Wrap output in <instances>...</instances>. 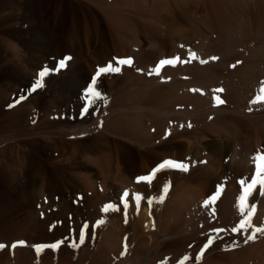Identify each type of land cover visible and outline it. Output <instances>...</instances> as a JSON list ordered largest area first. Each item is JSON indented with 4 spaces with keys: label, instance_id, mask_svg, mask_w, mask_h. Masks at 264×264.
Here are the masks:
<instances>
[{
    "label": "rangeland",
    "instance_id": "374dc122",
    "mask_svg": "<svg viewBox=\"0 0 264 264\" xmlns=\"http://www.w3.org/2000/svg\"><path fill=\"white\" fill-rule=\"evenodd\" d=\"M156 1L0 0V193L3 194L0 197V202L4 203L0 205V218H8L0 224V245L5 246L0 248V264H48V262L49 264L50 262L51 264H61L63 261L67 264H113L118 261L117 264H125L130 259H132L130 264H203L202 262L207 257L208 260L206 259L204 264H207L206 262L212 257L218 258L220 263L224 259V262L227 260L229 264H263L264 232H257L261 235L255 236V241L252 239L249 244L247 243L252 248H258L257 250L255 248L249 250L241 244L235 247L232 244V247L229 246L225 249L223 246L224 242L234 240L235 243L240 239L244 240L252 228L264 229V208L263 211L258 212L257 207L254 206L257 187L245 201L244 206L241 205L240 197L244 195L247 184L251 183L248 181L251 177L250 172H240L236 166L241 160V155L235 156L227 144L219 147L224 153L217 160L220 162L218 164L222 165V167L220 166L221 172H219L222 173L221 176L211 171L207 173L208 168L214 169L218 166L209 164L211 161L209 155H214L217 148H211L208 137L202 142L203 145L207 146L208 144L209 148L206 147L207 149L202 151V159L197 161L196 166H191V162H188L190 161L189 156H187L189 155L188 146L183 135L172 140L175 142L180 139L179 142L182 143L181 145L178 143V146H174L175 148L173 147L172 150L159 147L162 142L161 136L158 135L161 123L155 119L149 120L143 117L141 124L134 121L132 122L135 123L134 126L132 123L128 124L129 126L127 125L125 130L118 131L120 134L115 129L116 120L118 121V117L124 112L121 104L124 103V109L135 111L142 116L146 106L156 107L158 101L154 100L153 96L155 91L162 89L163 85L175 86L178 85V81L193 80L195 77L192 75V78V76H188V72H184V74L177 75L179 77L176 76L175 79L174 75L167 76L169 79L165 78L162 70L170 64L160 68L159 75L155 74L154 69L157 68L162 57H168L166 60H170L171 56H175V46L169 39H160L157 35H151L142 29H139L137 33V41L132 35L131 28L135 24L141 25L146 20L158 19L160 0ZM141 6L144 7L141 8ZM146 8L149 12L145 13ZM152 9H157L158 12ZM163 16V20L160 19L164 25H167L170 20L176 24L181 22L175 15L169 17L164 13ZM160 27L162 28V26ZM261 34L264 39V32ZM212 44L216 45L214 50L209 47ZM222 44L223 42L220 40L212 39L211 44L200 51H193L194 44L191 46L182 44L181 49H184L185 56L188 55L191 59L189 67L197 70L206 67L210 60H214L213 62L221 60L224 56ZM224 45L226 44L224 43ZM251 45L254 44L251 43L248 48L233 51L230 57L241 56L239 58L241 63H237L238 66L243 65L242 63L251 57L252 50L256 48V45H254L255 48ZM257 46L259 47V44ZM161 51L164 53H157ZM137 54L144 57L139 56L138 59ZM145 56H153L155 62L152 60L153 63L151 62L150 66H144L143 60L147 58ZM176 56H184V54H176ZM66 57H71V59L67 61L63 69L59 68L60 61ZM213 57L218 59H212ZM125 58H131V66L117 63V60ZM110 63L120 70L101 74L96 79V91L100 93L99 98L88 95L87 89L92 84L93 78L96 77L98 68L105 67ZM191 64H194L195 67L190 66ZM45 69L48 70V73L41 78L39 74ZM232 69L230 66L228 72L226 71L227 74L234 70ZM196 75V77L198 75L203 77V74L197 72ZM263 78L260 81L264 82ZM40 80H42L43 86L35 88L37 81ZM127 84H129L128 87ZM206 84L195 85L190 89L178 86L177 90L180 92H177L180 95L184 93L199 95V97H203L202 99L206 98L207 100L208 105L205 104L207 107L203 106L204 103L199 106L191 104L193 107L189 105V109L191 107L193 109L190 111L202 113L211 109L227 107L230 108L229 110L240 113L246 110L247 112H245L250 116L258 113L263 115L264 109L262 108L260 111H257L258 108L250 110L245 106L236 109L232 104L233 101L228 104L229 100L224 96L228 95L226 92L232 94L231 90L237 88L242 90V87H237L236 83L225 82L221 86ZM208 85L210 86L208 87ZM219 89H223V91L218 92ZM219 96V100L224 103L218 102ZM131 97L132 99H130ZM214 105L217 108H213ZM181 108L184 109V106ZM207 117L210 119L211 116ZM240 117L242 118V116ZM248 118L243 117V122L252 123L253 121ZM190 120L186 121V125L189 127L192 124V118ZM170 121L173 125L172 120ZM198 124V129L201 125L203 127L202 123L198 122ZM108 128H111L112 131ZM251 132L250 128L243 131V134L252 136ZM147 134H150L147 139L148 146H143L142 139ZM238 149L240 151L241 147ZM19 155L21 158L18 157V159ZM234 156L235 161L231 164ZM24 158L27 160L25 161ZM168 160L183 163L187 166L188 171L166 167L157 172L153 179L151 176L153 170ZM19 161L24 162L25 165L21 166ZM222 161L223 164H221ZM139 177L148 179L138 180ZM183 181L188 185L198 186L203 193L198 202L189 205L187 210L180 213L181 218H176V209L173 207L170 209V207L178 199L171 203L170 194L173 190L175 193L178 192L179 198L182 194L184 196L185 193H182L184 190H181L180 187V183ZM243 181H247V184L242 183ZM165 189H167L166 194ZM228 191L235 194L233 206L229 204L230 201H226ZM137 197L140 199L137 200ZM212 197L215 199L213 200ZM161 198H163L162 203L159 202ZM205 201H210L208 206H205ZM167 202L168 204L165 205ZM253 206L254 214L249 210ZM232 207H235V217L232 215L235 212L232 214L230 212ZM166 210L170 213L168 214ZM259 214L262 217H259L261 221H259L260 224H257ZM225 218L228 220L226 219V221ZM175 224L181 226L183 232L179 236L183 238V242L178 240L181 237H175L178 235L173 231ZM109 230H112L114 239L109 235ZM194 230L197 233L193 232ZM166 232L168 233L166 234ZM81 233H83L82 242L80 240ZM171 234L174 235V238ZM138 235H140L139 238ZM165 236H169V238L165 239ZM57 237L58 239H56ZM132 237L137 238V242ZM23 238L24 240H22ZM197 239L199 240L197 241ZM106 240L109 241L105 242ZM123 240L125 241L123 242ZM16 242L24 243L17 244ZM219 243L222 244L219 245ZM52 244H58L59 247H43L37 250L38 246ZM119 247L121 248L119 249ZM243 248L248 249H245L247 250L246 254ZM49 249L54 250L52 252ZM180 249L183 250L181 254ZM234 249L239 252V254L236 252L235 256L232 255L235 258L232 256L227 259L223 257V253L225 255V253H231L232 250L234 253ZM54 251L57 253L55 254ZM162 251H166L167 254L166 252L163 254ZM6 252L8 253L6 254ZM159 253L163 254L162 258ZM247 253L252 254L248 255ZM219 254L220 256H218ZM62 256L65 260L62 259ZM121 257L123 262H120L122 261ZM237 258L242 260L235 262ZM224 262L221 264H228Z\"/></svg>",
    "mask_w": 264,
    "mask_h": 264
},
{
    "label": "bare ground",
    "instance_id": "6f19581e",
    "mask_svg": "<svg viewBox=\"0 0 264 264\" xmlns=\"http://www.w3.org/2000/svg\"><path fill=\"white\" fill-rule=\"evenodd\" d=\"M156 1V0H155ZM158 1V0H157ZM156 1V2H157ZM145 2V1H143ZM147 2V1H146ZM148 3V2H147ZM154 3V1H153ZM155 4V3H154ZM158 4V3H157ZM136 6V5H135ZM157 6V5H156ZM144 6H141V8H143ZM155 7V6H154ZM160 7V8H159ZM159 7L158 9H160L159 14H158V19H153V20H146L144 22H142V24H135L133 26V28H131L132 30V35L134 36L135 40L138 39L137 37V33L139 32V29L145 31L146 33H151V35H157V37H159L160 39H169L171 43H173V45L175 46V56H171L170 60H176L177 62L175 64H170V66L165 67L162 71H163V76H165V78H168L167 76H171L174 75V79L179 77L177 75L179 74H184V72H188V76H195L193 80H188V81H178V83L174 80L175 83H177L178 85L175 86H169V85H163L162 89H158L157 91H155L153 99L157 100V104L156 107H149L146 106L143 109V114L138 115L137 112L135 111H131L128 110L126 107V109H124V103L121 104L122 105V110L125 112H123V114L121 116L118 117V121L116 120V125H115V129L120 132H122L123 130H125V127L128 124H131L134 121H137L138 124H141V120L144 118L146 119H155L158 122L161 123V130L160 133H158V135L161 136L162 138V142L159 145L160 148H164V149H173L174 146H178V143H180V139L179 141H175L173 142L172 140H175V138L177 136H182L185 138L184 141L188 146V154L187 156H189V163L191 162V166L195 165L198 160L202 159V151H204L205 149L209 148L208 144L203 145V140L205 138L208 139L209 142H211L210 146L211 148H215L216 149V153L214 155H209V164H212L213 166H217L214 169H209L208 171L213 172L214 174H219L221 175V167L222 165L218 164L220 163L219 161H217L218 159H220V156L223 155V151H221V149H219V147L227 144L231 147V151L234 152V155H241V160L240 162L236 165L237 168L239 169L240 172H244V171H249L251 174L250 180H248L249 182L252 183L254 174L256 172V161L253 159L252 161V157L253 155L256 153V155H254V157H256L257 155L260 154H264V113L263 115H261L260 113L254 115V116H250V114L248 115L245 111H242V113L240 112H236L233 110H229L227 107H220L217 108L215 105V107L213 108H217V109H211L208 110L206 112H202V113H198V112H194V111H190L191 109H193V106H199L200 104L203 106L205 104H207V100L206 98L202 99L201 97H199V95H192V94H178L177 89H179V87H185V88H189L192 86H201L202 84H210V85H219L221 86L222 84H224L225 82L227 83H236L237 87H242L241 88H235L236 90H231L233 91L232 94L228 93L225 94L224 96L226 97L228 101V104L233 101V105L236 107V109L240 108L241 106H245V108L248 107V109L253 110V109H257V111H260V108L264 109V102H253L256 100L255 96L257 94H260V89L261 87H264V82L260 81L261 78H263L264 76V39H262V34L264 32V0H160L159 2ZM148 8H146L145 10H147ZM151 10V8H149ZM153 10V9H152ZM144 11V9H143ZM153 11H157V9L153 10ZM149 12L148 10L145 11ZM158 12V11H157ZM155 13V12H154ZM167 14L169 15V17L172 16H176L178 20H180V24H176L173 20H170V22H168L167 25H164L163 23V14ZM144 14V13H142ZM162 16V17H161ZM193 16H195L194 18H192ZM162 18V20L160 19ZM135 23V22H134ZM162 26V28L160 27ZM141 27V28H140ZM263 31V32H262ZM136 33V34H135ZM264 35V34H263ZM243 38H244V42H243ZM212 39L215 40H220V42H223L222 46H224L223 49V54L224 56L221 58L220 61L218 62H213V61H208L209 64L205 67H203V69H195L192 67H189V64L191 62V59L188 55L185 56V50L181 49V45L185 44L186 46H191V44H194V48L193 51H200L205 49L206 47L209 46V44H211ZM176 40V41H175ZM242 40V41H241ZM261 40V41H260ZM137 41V40H136ZM217 42V41H216ZM215 44V42H213ZM224 43L226 45H224ZM253 43L254 45H256V48L253 46L255 49L252 50L251 53V57H249L248 59H246L245 63H242L243 65H239L237 64V60L239 61L240 57L238 56L237 58H232L230 57L233 54L234 50H239V49H243V48H248V46ZM166 46V43H164ZM214 44L210 45L209 47L214 50L216 45L214 46ZM230 44V46H229ZM257 44H259V47L257 46ZM136 45V44H135ZM185 46V47H186ZM219 46H221L219 44ZM193 47V46H192ZM218 47V46H217ZM219 48V47H218ZM235 48V49H234ZM190 49V48H189ZM195 49V50H194ZM208 49V48H207ZM210 49V50H211ZM217 49V48H216ZM191 50V49H190ZM220 51V50H219ZM190 52V51H189ZM144 53V52H143ZM155 53V52H154ZM158 54H162L164 53V51L161 52H157ZM156 53V54H157ZM184 54V56H176L180 55V54ZM200 53V52H199ZM204 53V52H203ZM222 53V52H221ZM141 54V53H140ZM140 54H137L138 56H136L137 58L140 57H144L141 56ZM187 54V53H186ZM189 54V53H188ZM198 54V53H197ZM212 54V53H211ZM154 55V54H153ZM205 55V54H204ZM191 56V55H190ZM80 57V56H79ZM147 57L146 60L144 58V66H150V63L152 62V60H154L153 56H145ZM165 57V56H164ZM162 57L161 60H166L168 57ZM199 57V56H198ZM206 57V56H205ZM217 57V56H216ZM235 57V56H234ZM178 58V60H177ZM243 58V57H242ZM139 59V58H138ZM203 59V58H202ZM245 59V57H244ZM159 60V59H158ZM196 60V59H194ZM140 61V60H139ZM155 62V60H154ZM157 62V61H156ZM160 62V61H159ZM193 62V59H192ZM136 63H138L136 61ZM153 63V62H152ZM199 63V62H198ZM79 64V63H78ZM197 64V62H196ZM202 64V62H201ZM137 65V64H136ZM140 65V64H138ZM232 65H235V67H232ZM75 66V65H74ZM190 66H194V64L190 65ZM200 66V65H199ZM198 66V67H199ZM230 66L234 69H232L233 71H230L227 74V70L228 68H230ZM79 67V66H78ZM142 67V66H141ZM195 67V66H194ZM197 67V66H196ZM197 67V68H198ZM192 68V69H191ZM79 69V68H78ZM70 70V69H69ZM83 70V69H82ZM196 70V71H194ZM74 71V70H73ZM85 71V70H84ZM83 71V72H84ZM227 71V72H226ZM196 72L198 74H203V77H199L200 75H198V77H196ZM79 73H82V71H79ZM85 73V72H84ZM72 74V72H71ZM132 76V75H131ZM177 76V77H176ZM192 76V78H193ZM79 77V76H78ZM172 77V76H171ZM75 78V77H74ZM146 78V77H145ZM191 78V77H190ZM198 78H201L200 80ZM124 79V78H123ZM139 79V78H138ZM144 79V78H143ZM161 79V78H160ZM164 79V78H163ZM162 79V80H163ZM169 79V78H168ZM264 79V78H263ZM77 80V79H76ZM154 80V79H153ZM179 80V79H178ZM182 80V78H181ZM186 80V79H185ZM75 81V80H74ZM83 81V80H82ZM130 81V79H129ZM132 81V80H131ZM151 81V80H150ZM149 81V82H150ZM156 81V80H155ZM165 81V80H163ZM125 82V81H124ZM147 82V81H146ZM112 83V82H111ZM72 84V83H71ZM70 84V85H71ZM80 84V83H79ZM126 84V83H125ZM78 85V84H77ZM129 84H127L128 87ZM131 85V84H130ZM145 85V84H144ZM155 85V84H154ZM180 85V86H179ZM207 85V84H206ZM208 85V87L210 86ZM66 86V85H65ZM68 86V85H67ZM117 86V85H116ZM136 86V85H135ZM179 86V87H178ZM218 86V87H219ZM230 86V85H229ZM233 86V85H232ZM119 87V86H118ZM117 87V88H118ZM215 87V86H214ZM235 87V86H234ZM123 88V87H122ZM204 88V87H203ZM211 88V87H210ZM230 88V87H229ZM128 89V88H127ZM192 89V88H191ZM212 89V88H211ZM234 89V88H233ZM72 90V89H71ZM124 90V89H123ZM227 90V89H226ZM132 91V90H131ZM140 91V90H139ZM178 91V92H177ZM197 91V89H196ZM217 91V90H216ZM73 92V91H72ZM127 92V91H126ZM187 92V91H186ZM219 92V91H218ZM66 93V92H65ZM138 93V92H137ZM189 93V92H188ZM214 93V91H213ZM225 93V92H224ZM150 94V93H149ZM201 94V93H199ZM203 94V93H202ZM209 94V93H207ZM212 94V93H211ZM215 94V93H214ZM217 94V93H216ZM219 94V93H218ZM132 95V94H131ZM142 95H145L142 93ZM141 95V96H142ZM184 95V96H183ZM121 96V95H120ZM178 96V98H177ZM201 96V95H200ZM218 96V95H217ZM221 96V95H220ZM220 96L218 98H220ZM130 97V95H129ZM128 97V98H129ZM133 97V96H132ZM132 97L130 99H132ZM152 97V95H151ZM67 98V97H66ZM127 98V99H128ZM141 98V97H140ZM217 98V97H216ZM222 98V97H221ZM121 99V98H120ZM243 100V101H242ZM145 101V99H144ZM147 101V100H146ZM150 101V99H149ZM124 102V101H123ZM143 102V101H142ZM141 102V103H142ZM151 102V101H150ZM212 102V101H211ZM129 103V101H128ZM146 103V102H145ZM155 103V102H154ZM209 103V102H208ZM193 106H192V105ZM189 105H191V109H189ZM208 105V104H207ZM212 105V104H211ZM231 105V104H230ZM184 106V109H182L181 107ZM206 106V105H205ZM129 107V106H128ZM207 107V106H206ZM205 107V108H206ZM234 107V108H235ZM117 108V107H116ZM204 108V107H203ZM120 109V107H119ZM135 109V108H134ZM199 109V108H198ZM197 109V110H198ZM201 109V108H200ZM208 109V108H207ZM105 110V109H104ZM133 110V109H132ZM206 110V109H205ZM242 110V109H241ZM22 111V110H21ZM118 111V110H117ZM121 111V109H120ZM199 111V110H198ZM140 112V111H139ZM252 113V112H251ZM118 115V114H117ZM116 115V116H117ZM207 116H211L209 117L210 119H208ZM249 117L250 120H252V123H245V121L243 122L242 118L240 117ZM240 117V118H239ZM192 118V124L189 126H187V120L189 119V121H191L190 119ZM248 118V119H249ZM101 120V119H100ZM114 120V119H113ZM173 122V125H171V121ZM198 120V121H197ZM99 121V119H98ZM115 121V120H114ZM249 121V120H247ZM202 123L203 127L201 125L200 129H198L197 124ZM113 123V122H112ZM111 123V124H112ZM96 124V121H95ZM135 123H132V125L134 126ZM131 125V126H132ZM199 125V124H198ZM107 126V125H106ZM105 126V127H106ZM112 126V125H111ZM129 126V125H128ZM132 126V127H133ZM140 126V125H139ZM114 127V126H113ZM131 127V128H132ZM136 127V125H135ZM138 127V126H137ZM149 127V126H148ZM7 128V127H6ZM252 129V136H246L245 134H243V131H247L248 129ZM111 128H108V130ZM114 129V130H115ZM130 129V128H129ZM147 129V128H145ZM156 129V128H154ZM3 130V129H2ZM105 130V128H104ZM144 130V129H142ZM149 130V129H147ZM146 130V131H147ZM72 131V129H71ZM145 131V130H144ZM143 131V132H144ZM1 132V131H0ZM106 132V130H105ZM116 132V131H115ZM130 132H132L130 130ZM142 132V131H141ZM4 133V132H3ZM72 133V132H71ZM70 133V134H71ZM108 133V131H107ZM114 133V132H113ZM125 133V132H124ZM133 133V132H132ZM5 134V133H4ZM116 134V133H114ZM118 134H120L118 132ZM131 134V133H130ZM105 135V134H104ZM127 135V134H126ZM101 136V135H100ZM117 136V135H116ZM144 136V135H143ZM122 137V136H121ZM140 137V135H139ZM150 137V134H147V136H145V138L142 139L143 141V146H148L147 142ZM127 138V137H126ZM178 138V137H177ZM182 139V138H181ZM159 140V139H158ZM155 140V141H158ZM167 140V141H165ZM152 142V141H151ZM154 142V141H153ZM158 143V142H157ZM100 144V143H99ZM182 143H180L181 145ZM104 145V144H103ZM184 145V144H183ZM103 147V146H102ZM207 147V148H206ZM239 147H241L240 151H239ZM148 148V147H147ZM150 148V147H149ZM175 148V147H174ZM151 149V148H150ZM156 149V147H155ZM225 149V148H224ZM22 150V149H20ZM98 150V149H97ZM151 151V150H149ZM148 151V152H149ZM170 151V150H169ZM4 152V151H3ZM21 152V151H19ZM167 152V151H166ZM23 153V152H22ZM152 153V152H151ZM219 155V156H218ZM228 155V154H227ZM22 156V155H21ZM25 156V155H24ZM235 156L233 157L231 164H233V162L235 161ZM20 157L17 156V158ZM21 158V157H20ZM201 158V159H200ZM19 159V158H18ZM25 159V158H24ZM34 159V158H33ZM14 160V159H13ZM23 160V159H22ZM27 159H25L26 161ZM8 161V160H7ZM35 161V160H34ZM221 161V160H220ZM10 162V160H9ZM8 162V163H9ZM13 162V161H12ZM20 162V161H19ZM31 162V161H30ZM41 162V161H40ZM21 166H24V162H20ZM13 164V163H12ZM41 164V163H40ZM223 164V161L222 163ZM7 165V164H6ZM10 165V164H9ZM17 165V164H16ZM19 165V164H18ZM13 166V165H12ZM20 166V165H19ZM209 166V165H208ZM212 166V167H213ZM221 166V167H220ZM8 167V166H7ZM26 167V166H25ZM31 167V165H30ZM33 167V166H32ZM211 167V168H212ZM2 168V165H1ZM10 168V166H9ZM235 168V167H234ZM18 169V168H17ZM207 169V167H206ZM8 170V169H7ZM10 170V169H9ZM43 170V169H41ZM198 171V170H197ZM171 172V171H170ZM173 172V171H172ZM46 173V172H45ZM164 173V171H163ZM201 173V172H200ZM206 173V174H207ZM165 174V173H164ZM205 174V175H206ZM210 174V173H209ZM121 175V174H120ZM166 175V174H165ZM173 175V174H172ZM181 175V174H180ZM164 176V175H163ZM187 176V175H186ZM211 176V175H210ZM218 176V175H217ZM222 176V175H221ZM228 176V175H227ZM245 176V175H244ZM159 177V176H158ZM178 177V176H177ZM180 177V176H179ZM178 177V178H179ZM199 177V176H197ZM215 177V176H214ZM162 178V177H161ZM191 178V177H190ZM194 178V177H193ZM222 178V177H221ZM155 179V178H153ZM182 179V178H181ZM185 179V178H184ZM195 179V178H194ZM193 179V180H194ZM208 179V177H207ZM218 179V178H217ZM238 179V178H236ZM58 180V179H57ZM62 180V179H61ZM126 180V179H125ZM158 180V179H157ZM162 180V179H161ZM209 180V179H208ZM175 181V180H174ZM179 181V180H178ZM182 181V180H181ZM59 182V181H58ZM154 182V181H153ZM158 182V181H157ZM36 183V182H35ZM47 183V182H46ZM124 183V182H123ZM147 183V182H146ZM159 183V182H158ZM250 183V184H251ZM59 184V183H58ZM57 184V185H58ZM149 184V183H148ZM151 184V183H150ZM156 184V183H155ZM232 184V183H231ZM153 185V184H152ZM234 185V184H233ZM176 186V185H174ZM178 186V185H177ZM229 186V185H228ZM138 187V186H137ZM157 187V186H156ZM180 187L182 191V193L184 192V196L181 195V197L179 198V194L175 193V191L172 190V193L170 194V199H171V203L175 200L178 199V201L176 203H174L170 209L175 208L176 209V218H181L180 213L182 211H185L188 209L189 205H194L196 202H198L199 197L202 195V190H200L201 188H199L198 186H192L191 184H187L185 181L180 183ZM143 188V187H142ZM155 188V187H154ZM233 188V187H232ZM177 189V187H176ZM234 189V188H233ZM179 190V189H178ZM230 190V189H229ZM144 191V190H142ZM234 191V190H233ZM262 192H264V190H261L259 188V186H257V194L254 197V206L257 207L258 212L264 208V194H262ZM256 193V192H255ZM34 194V193H32ZM21 195V193H20ZM26 195V194H25ZM168 195V194H167ZM206 195V194H204ZM234 193L232 194L230 191L227 192V197H226V201H230L229 204H232V206L234 205ZM3 194L0 193V197H2ZM27 196V195H26ZM225 197V196H224ZM18 198V197H17ZM201 198V197H200ZM205 197H203L204 199ZM16 200V198H15ZM27 200V199H26ZM205 200V199H204ZM203 200V202H204ZM146 201V200H145ZM12 202V201H11ZM19 202V201H18ZM25 202V201H24ZM202 202V203H203ZM126 203V202H125ZM169 203V204H171ZM227 203V202H226ZM4 204V203H3ZM0 202V205H3ZM17 204V203H15ZM22 204V203H21ZM20 204V205H21ZM168 202L165 204L167 205ZM199 204V203H198ZM18 205V204H17ZM224 205V204H223ZM227 205V204H226ZM5 207V206H4ZM23 207V206H22ZM173 207V208H172ZM197 207V206H196ZM224 207V206H223ZM2 208V207H1ZM17 208V207H15ZM168 208V207H167ZM194 208V207H193ZM163 209V208H162ZM174 209V210H175ZM225 209V208H224ZM229 209V208H228ZM227 209V210H228ZM8 210V209H7ZM196 210V208H195ZM223 210V209H222ZM164 211V210H163ZM167 211V210H166ZM197 211V210H196ZM225 211V210H224ZM20 212V211H18ZM168 212V211H167ZM229 211H227L228 213ZM230 212L232 214V212H235L234 214H232L233 216L236 214L235 211V207H232L230 209ZM229 212V214H230ZM10 213V212H9ZM170 212H168L169 214ZM173 213V212H172ZM15 214V213H14ZM189 214V213H187ZM186 214V215H187ZM263 214V213H262ZM13 215V214H12ZM174 215V214H173ZM172 215V216H173ZM192 215V214H191ZM190 215V216H191ZM203 215V214H202ZM11 216V214H10ZM167 216V215H166ZM228 216V215H226ZM236 216V215H235ZM234 216V217H235ZM257 216V215H256ZM3 217V216H2ZM169 217V216H167ZM192 217V216H191ZM259 217L260 214L257 216V224L261 221ZM233 218V217H232ZM256 218V217H255ZM8 219V218H6ZM4 218H0L1 222L0 224L6 220ZM227 218H225L226 220ZM236 219V218H235ZM262 219V218H261ZM37 220V219H36ZM179 220V219H178ZM177 220V222H178ZM228 220V219H227ZM226 220V221H227ZM230 220V219H229ZM166 221V220H165ZM187 221V220H186ZM225 221V222H226ZM21 222V221H20ZM171 222V219H170ZM176 222V223H177ZM208 222V221H207ZM230 222V221H229ZM24 223V222H23ZM40 223V222H38ZM180 223V222H178ZM18 224V222H17ZM16 224V225H17ZM42 224V223H41ZM166 224V223H165ZM171 224V223H170ZM169 224V225H170ZM182 224V223H180ZM180 224H175L174 226V233L177 235L175 237H181L179 235H181V226L179 227ZM251 224V223H250ZM15 225V226H16ZM25 225V224H24ZM38 225V224H37ZM47 225V224H46ZM45 225V226H46ZM183 225V224H182ZM21 226V225H20ZM43 226V225H42ZM165 226V225H164ZM252 226V225H251ZM257 226V225H255ZM19 227V226H18ZM163 227V226H162ZM254 227V226H253ZM260 227V226H259ZM45 228V227H44ZM85 228V227H84ZM91 228V227H90ZM165 229V227H163ZM258 228V227H257ZM20 229V228H19ZM65 229V227H64ZM169 229V228H168ZM184 229V228H183ZM208 229V228H207ZM23 230V229H22ZM26 231V229H24ZM28 230V229H27ZM61 230V229H59ZM63 230V229H62ZM134 230V229H133ZM136 230V229H135ZM185 230V229H184ZM189 230V228H188ZM186 229V232L188 231ZM23 231V232H25ZM110 231V230H109ZM166 231V230H165ZM172 231V232H173ZM190 231V230H189ZM196 230H194L193 232H195ZM21 232V231H20ZM19 232V233H20ZM35 232V231H33ZM115 232V231H114ZM192 232V233H193ZM244 232V231H243ZM158 233V232H157ZM161 233V232H160ZM168 232H166L167 234ZM171 233V232H170ZM190 234V232H188ZM197 233V231H196ZM58 234V233H57ZM152 234V233H151ZM200 234V233H199ZM198 234V235H199ZM204 234V233H203ZM241 234V233H240ZM245 234V233H244ZM23 235V233H22ZM47 235V234H46ZM53 235V234H52ZM113 239H114V235H112V230L110 231L109 234ZM172 235V234H171ZM186 235V234H185ZM184 235V236H185ZM192 235V234H191ZM250 235H254L257 237V235H261V233H257L256 229L252 228L250 232H248V234L245 236L246 238L244 240H241V242H233L234 240H232V242H222L224 249L226 247L229 248V246H238V244H241L244 247H247L251 249H254L252 247H250V245H247V243L249 244L251 241L249 239H247ZM106 236V235H105ZM135 236V235H134ZM140 235H138L137 237L139 238ZM170 236V234H169ZM169 236H165L167 238H169ZM238 236V235H237ZM243 236V235H242ZM25 237V235H24ZM51 237V236H50ZM61 237V235H60ZM172 237L174 238V235H172ZM191 237V236H190ZM198 237V236H197ZM104 238V237H103ZM235 238V237H234ZM243 238V237H242ZM21 239V238H20ZM58 239V237L56 238ZM105 239V238H104ZM107 239V238H106ZM132 239H134V237H132ZM137 239V238H136ZM134 239V240H136ZM164 239V240H165ZM180 239V242H183V238H178V240ZM184 239L186 240V238L184 237ZM190 239V238H188ZM194 239V238H193ZM192 239V240H193ZM233 239V237H232ZM17 240V239H16ZM15 240V241H16ZM24 240V238L22 239ZM26 240V239H25ZM60 240V239H59ZM131 240V239H130ZM199 239H197L198 241ZM254 240V239H253ZM3 241V240H2ZM14 241V242H15ZM42 241V240H41ZM47 241V240H46ZM53 241V240H52ZM55 241V240H54ZM109 241V240H108ZM107 240L105 242H108ZM125 240H123L124 242ZM167 241V240H166ZM224 241H226L224 239ZM228 241V239H227ZM255 241V240H254ZM1 242V241H0ZM13 242V241H12ZM13 242V243H14ZM112 242V241H111ZM131 242V241H130ZM130 242H128V244H131ZM137 242V240H136ZM139 242V241H138ZM146 242V241H145ZM154 242V241H153ZM160 242V241H159ZM165 242V241H164ZM185 242V241H184ZM188 242V240H187ZM192 242V241H191ZM17 243V242H16ZM35 243V242H34ZM43 243V242H42ZM110 243V242H109ZM114 243V242H113ZM118 243V242H116ZM133 243V240H132ZM152 243V242H151ZM161 243V242H160ZM159 243V244H160ZM166 243V242H165ZM218 243V241H217ZM222 243H219L222 244ZM40 244V242H39ZM127 244V245H128ZM138 245V243H135ZM134 244V245H135ZM149 244V243H148ZM147 244V245H148ZM164 244V243H163ZM162 244V246H163ZM174 244V243H173ZM185 244V243H184ZM216 244V243H215ZM12 245V244H11ZM105 245V244H104ZM122 245V244H121ZM126 245V244H125ZM161 245V244H160ZM186 245V244H185ZM149 246V245H148ZM159 246V245H158ZM177 246V245H176ZM188 246V245H187ZM217 246V245H216ZM222 246V247H223ZM231 246V247H232ZM241 246V247H242ZM16 247V246H15ZM24 247V246H23ZM118 247V246H117ZM126 247V246H125ZM131 247V246H130ZM130 247L129 250H130ZM141 247V246H138ZM145 247V246H144ZM143 247V248H144ZM175 247V246H174ZM173 247V249H174ZM182 247V246H181ZM180 247V248H181ZM230 247V248H231ZM28 248V247H27ZM115 248V247H114ZM121 247H119L120 249ZM142 248V249H143ZM151 248V247H150ZM159 248V247H158ZM247 248H243L244 252L247 251ZM63 249V248H62ZM116 249V248H115ZM132 249V247H131ZM157 249V248H156ZM183 249V248H182ZM182 249H180V254L183 251ZM187 249V248H186ZM222 249V248H221ZM247 249V250H245ZM256 249V248H255ZM258 249V248H257ZM256 249V250H257ZM264 249V248H263ZM52 250V249H49ZM54 250V249H53ZM52 250V252H53ZM113 250V249H112ZM117 250V249H116ZM128 250V249H127ZM161 250V249H160ZM168 250V249H167ZM166 250V251H167ZM178 250V249H177ZM185 250V249H184ZM200 250V249H199ZM217 250V249H216ZM227 250V249H226ZM235 250V249H234ZM237 250V249H236ZM233 253L229 250L228 253L224 255V253H220L223 255V257L230 258L232 255H234L236 252L239 254L238 251H236ZM22 251V250H20ZM25 251V250H24ZM124 251V250H123ZM132 251V250H130ZM134 251V250H133ZM136 251V250H135ZM139 251V250H138ZM159 251V250H158ZM164 251V252H166ZM169 251V250H168ZM171 251V250H170ZM179 251V250H178ZM177 251V252H178ZM190 251V250H188ZM187 251V252H188ZM201 251V250H200ZM199 251V252H200ZM203 251V250H202ZM206 251V250H205ZM263 251V250H261ZM42 252V251H41ZM51 252V251H50ZM51 252V253H52ZM55 252V251H54ZM144 252V251H143ZM140 252V253H143ZM163 252V251H162ZM161 252V253H162ZM163 252V254H164ZM186 252V251H185ZM184 252V253H185ZM242 252V251H240ZM249 252V251H248ZM257 252V251H255ZM8 252H6L7 254ZM24 253V252H22ZM57 252H55L56 254ZM61 253V252H60ZM116 253V252H115ZM133 253V252H132ZM136 253V252H135ZM134 253V254H135ZM139 253V254H140ZM150 253V252H149ZM179 253V252H178ZM183 253V254H184ZM189 253V252H188ZM187 253V254H188ZM29 254V252H28ZM59 254V253H58ZM119 254V253H118ZM117 254V255H118ZM138 254V253H137ZM160 254V253H159ZM160 254V257L163 255ZM167 254V252H166ZM183 254L181 255V257L183 256ZM193 254V252H192ZM205 255V253H203ZM211 254V253H210ZM209 254V255H210ZM220 254L218 256H220ZM246 254V252H245ZM248 255H251L249 253H247ZM263 254V253H262ZM40 255V254H39ZM110 256L112 255L109 254ZM123 255V254H122ZM129 255H132L129 253ZM237 255V254H236ZM261 255V254H260ZM3 256L5 257V255L3 254ZM23 256V255H22ZM33 256V255H32ZM37 256V255H36ZM44 256V255H43ZM121 256V255H119ZM138 256V255H137ZM141 256V255H140ZM139 256V258H140ZM148 256V255H147ZM165 256V255H164ZM179 256V255H177ZM198 256V255H197ZM208 256V255H207ZM213 256V255H211ZM217 256V255H216ZM217 256V257H218ZM235 256V255H234ZM255 256V255H254ZM264 256V255H263ZM7 257V256H6ZM63 257V256H62ZM114 257V256H113ZM133 257V255H132ZM135 257V255H134ZM142 257V256H141ZM238 257V255H237ZM240 257V256H239ZM241 257H243L241 255ZM250 257V256H249ZM9 258V256H8ZM29 258V257H28ZM33 258V257H32ZM31 258V259H32ZM43 258V257H42ZM118 258V257H117ZM122 258V257H121ZM128 258V257H127ZM131 258V257H130ZM162 258V257H161ZM160 258V259H161ZM179 258V257H178ZM208 258V257H207ZM203 259L206 261V259ZM232 258H235L232 256ZM264 258V257H262ZM5 259V258H3ZM26 259V258H25ZM41 259V258H40ZM61 259V258H59ZM64 259V257L62 258ZM61 259V260H62ZM74 259V258H73ZM72 259V260H73ZM84 259V258H83ZM136 259V258H135ZM138 259V257H137ZM241 258H237L235 260V262H237L238 260H240ZM249 259V258H247ZM29 260V259H28ZM47 260V259H46ZM49 260V258H48ZM47 260V261H48ZM65 260V259H64ZM113 260V259H112ZM118 260V259H117ZM116 260V261H117ZM132 259H130L131 261ZM141 260V259H139ZM190 260V259H189ZM208 260V259H207ZM222 260V257H221ZM234 262V259H232ZM242 260V259H241ZM67 261V258H66ZM125 261V260H124ZM128 261V260H127ZM126 261V262H127ZM128 261V264H130L131 262ZM137 261V260H136ZM147 261V260H146ZM184 261V260H183ZM197 261V260H196ZM195 261V262H196ZM202 262L203 264L205 263ZM244 261V260H243ZM245 261H247L245 259ZM44 262V261H43ZM55 262V261H54ZM60 262V261H58ZM68 262V261H67ZM72 262V261H71ZM75 262V261H74ZM79 262V260H78ZM84 262V261H83ZM123 262V258L122 261ZM125 262V264H127ZM177 262V261H176ZM181 262V260H180ZM188 262V261H186ZM219 260L218 258H211L209 261H207V264H219L218 263ZM224 262V259L222 260L221 263ZM231 262V261H230ZM231 262V263H233ZM234 262V263H235ZM241 262V261H240ZM248 262V261H247ZM261 262V261H260ZM34 263V262H32ZM53 263V262H52ZM70 263V262H69ZM119 263V261L117 262ZM117 263H113V264H117ZM184 263V262H183ZM201 263V262H200ZM220 263V264H221ZM224 263H228L227 260ZM264 264V262H262ZM43 264V263H42ZM47 264V263H45ZM49 264V262H48ZM51 264V262H50ZM59 264V263H58ZM61 264H67L65 263V261H63ZM73 264V263H72ZM76 264V263H75ZM79 264V263H78ZM137 264V263H136ZM175 264V263H174ZM187 264V263H186ZM199 264V263H198ZM238 264V263H237ZM246 264V263H245ZM248 264V263H247ZM254 264V263H253ZM256 264V263H255ZM258 264V263H257ZM261 264V263H260Z\"/></svg>",
    "mask_w": 264,
    "mask_h": 264
},
{
    "label": "snow or ice",
    "instance_id": "6c2138e0",
    "mask_svg": "<svg viewBox=\"0 0 264 264\" xmlns=\"http://www.w3.org/2000/svg\"><path fill=\"white\" fill-rule=\"evenodd\" d=\"M195 55V54H193ZM71 59V57H66L64 58V60L60 61L59 64V68L63 69L66 66L67 61H69ZM212 59H218L216 57H213ZM178 60V58H177ZM177 61L176 60H161L159 62V65L157 66L156 69H154L155 74L159 75L160 73V68H162L164 65H168V64H175ZM117 63L119 64H124V65H129L131 66L132 64V60L131 58H125V59H119L117 60ZM237 63H241L240 61H237ZM232 67H235V65H232ZM120 69L119 68H115L113 67V65L110 63L109 65L105 66V67H100L97 70V74L96 77L93 78V82L91 85H89L88 89H87V94L90 96H93L95 98H99L100 97V93L98 91H96V79L98 77L101 76V74L104 73H108V72H118ZM48 73V70L45 69L43 71L40 72V77L43 78L44 76H46ZM42 80L37 81L35 88H40L42 87ZM218 91H223V89H219ZM219 103H224V101L219 100ZM253 102H264V87H261L260 89V94L257 96L256 100ZM254 160L257 162L256 163V179L252 181L251 184H247V181H243L242 183L247 184V187L244 189V195H242L240 197V201H241V205L244 206L245 201L248 199V197L250 195H252L254 189H256L257 186H259V188L261 190H264V154H260L257 155L256 157H254ZM166 167H175V168H179L180 170L183 171H188L187 166H185L183 163H178V162H174L171 160L168 161H164L162 164H160L156 169L153 170V173L151 174L152 178L155 177V174L161 170H163ZM148 179L146 177H139L138 180H145ZM150 182V180H149ZM167 189H165V194H166ZM262 194H264V192H262ZM127 195V194H125ZM140 199V197H137V200ZM212 199L214 200L215 197H212ZM151 203V201H149ZM159 202H163V198L160 199ZM210 203V201H205V206H208V204ZM253 214H254V206L252 208L249 209ZM101 223H103V221H101ZM257 232H264V229L261 228H257L256 229ZM247 239L252 240L255 239L254 235H250ZM80 240L81 242L83 241V233H81L80 235ZM24 242H17V244H23ZM16 245H13V247H15ZM5 247L4 245H0V248ZM43 247H51V248H57L59 247L58 244H52V245H41L38 246L39 250L40 248ZM207 247V245H206Z\"/></svg>",
    "mask_w": 264,
    "mask_h": 264
}]
</instances>
